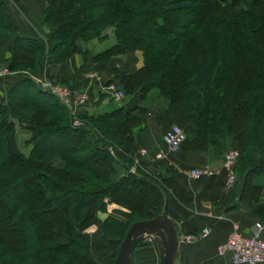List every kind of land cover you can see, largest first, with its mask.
I'll return each instance as SVG.
<instances>
[{
  "label": "trees",
  "instance_id": "trees-1",
  "mask_svg": "<svg viewBox=\"0 0 264 264\" xmlns=\"http://www.w3.org/2000/svg\"><path fill=\"white\" fill-rule=\"evenodd\" d=\"M41 24L40 37L18 35L0 0V40L15 34L8 69L89 58L84 44L113 26L115 43L91 58L142 51L141 68L120 74L141 104L80 113L85 126L75 127L58 99L19 73L0 100V264H112L134 221L169 214L177 169L162 160L152 168L147 152L129 171L140 149L133 129L151 111L163 133L178 124L186 134L173 152L181 162H216L239 147L238 202L264 223V0H51ZM108 203L122 209L104 217L94 246L85 230Z\"/></svg>",
  "mask_w": 264,
  "mask_h": 264
},
{
  "label": "crops",
  "instance_id": "crops-1",
  "mask_svg": "<svg viewBox=\"0 0 264 264\" xmlns=\"http://www.w3.org/2000/svg\"><path fill=\"white\" fill-rule=\"evenodd\" d=\"M3 1L15 18L18 35L40 37L47 32L46 27L41 24V14L51 0ZM14 37L15 34L0 40V62L5 63L9 59L8 46L12 44ZM108 38L109 36L103 40L94 38L84 44L83 49L90 51L89 58L85 54L77 53L62 63L41 69L42 74L62 81L75 90L86 89L89 98L87 103L80 108L82 115H98L119 107L124 106L129 109L141 104L139 95L124 93L120 74L133 73L140 69L143 65V53L139 50L128 51L124 54H114L104 61H93L92 55L107 49L104 43ZM20 74L16 72L0 79V100L7 98V91L20 79ZM24 74L27 76L25 72ZM116 90L122 91L124 96H116L114 93ZM142 121L141 125L133 129L132 136L136 148L147 150L148 156L144 159L146 164L152 166L162 160L161 162L177 169L173 176L172 185L175 192H172L169 198L168 215L177 222L180 232L178 263L229 264V261L218 255L219 244L226 239L233 225H237L246 235L253 234L254 224L257 222L256 217L249 214L247 205L238 202L239 191L231 195L225 189V175L221 161L211 163L204 156H191L188 161L193 160L195 164L219 166L212 176H205L203 179L187 177L186 172L194 167L192 164L172 159L173 153L169 151L161 135L164 129L154 121V112L143 115ZM27 136L25 134L23 140ZM26 150L28 151V147ZM160 151L162 156L156 158V154ZM115 208H117L115 204L108 205L109 211ZM104 216L105 213H100L96 217L91 226L94 227L91 228V231H94L91 232L92 236L101 234V222ZM204 227L210 229V234L205 239L191 243L184 241L186 235ZM262 235L264 238V231ZM142 241L147 244L137 245L134 248L131 264H160V249L155 237L147 235Z\"/></svg>",
  "mask_w": 264,
  "mask_h": 264
},
{
  "label": "built area",
  "instance_id": "built-area-1",
  "mask_svg": "<svg viewBox=\"0 0 264 264\" xmlns=\"http://www.w3.org/2000/svg\"><path fill=\"white\" fill-rule=\"evenodd\" d=\"M9 73V69L5 65L0 66V76ZM34 82L38 84L40 89L47 91L56 99L61 101L72 114H76L77 108L87 101L88 94L86 89L83 91L74 92L64 84L54 82L46 76H36L31 72H27ZM115 95L123 97L122 91L116 90ZM74 125H82L78 120L73 121ZM186 139V134L178 124H172L163 133V140L171 153L179 150L181 143ZM141 154L145 155L147 150L140 149ZM240 152L237 148L230 149L223 157V166L226 170L227 182L225 189L232 188L235 182V165L236 159ZM162 156L161 151L156 154V158ZM216 169L210 166H202L201 168H190L186 174L187 177L193 179H201L205 176H212ZM264 231V223L255 222L253 227V234H244L237 225H233L226 239L218 246V255L224 257L229 261V264H263L264 262V238L262 232ZM210 234V229L204 227L197 232L190 233L185 236L184 241L187 243L196 242L205 239Z\"/></svg>",
  "mask_w": 264,
  "mask_h": 264
},
{
  "label": "water",
  "instance_id": "water-1",
  "mask_svg": "<svg viewBox=\"0 0 264 264\" xmlns=\"http://www.w3.org/2000/svg\"><path fill=\"white\" fill-rule=\"evenodd\" d=\"M147 235L155 237L160 249V264H179L177 257L180 232L177 222L169 217L167 207L153 218L133 222L119 245V252L112 264H131L134 248Z\"/></svg>",
  "mask_w": 264,
  "mask_h": 264
},
{
  "label": "rangeland",
  "instance_id": "rangeland-1",
  "mask_svg": "<svg viewBox=\"0 0 264 264\" xmlns=\"http://www.w3.org/2000/svg\"><path fill=\"white\" fill-rule=\"evenodd\" d=\"M104 34H106V36L108 37L109 36V38H108V40H106L105 41V48H108V47H110V46H112V44L113 43H115V41H116V37L114 36V32H113V26H111V27H107L104 31ZM6 63V62H5ZM4 62H0V66H2V65H5L6 67H7V65L5 64ZM7 69H8V67H7ZM16 72H18V73H20V72H25V73H27V72H31V73H33V74H35L36 76H39V77H41V76H46V77H48V78H50L52 81H54V82H58V83H61V84H64V85H66V86H68L69 88H70V90H72V91H74V92H78V91H83L84 89H81V90H75V89H73L71 86H69L68 84H66V83H64V82H62V81H58V80H55V79H53L52 77H50V76H47V75H45V74H42L41 73V71H38V72H33V71H29V70H27V71H11L10 69H9V73L8 74H6V75H4V76H0V79H2V78H4L5 76H8L9 74H13V73H16ZM28 75V74H27ZM88 98H89V94H88ZM88 98H87V101H88ZM87 101L85 102V104L87 103ZM61 102V101H60ZM148 102H149V104L151 103V101L150 100H148ZM61 104L63 105V106H65L62 102H61ZM85 104H83V105H81V106H79L77 109V112H76V114L74 115V114H72L70 111H69V109H67V107L65 106V108L69 111V113H70V117H71V124H73V121H74V119L75 120H78L80 123H82V125H74L73 124V126H75V127H83V126H85V123H84V121H83V119L80 117V108L81 107H83ZM18 131H19V134L17 135V140L19 141V144H20V146H21V148L23 149V151L25 152V153H28V151L26 150V148L24 147V145H23V138H24V135H25V133L24 132H22V130L20 129V127H18ZM24 133V134H23ZM163 133V132H162ZM162 133H161V135H162ZM233 148H237V147H235V146H232L230 149H233ZM229 149V150H230ZM228 150V151H229ZM238 150H240V148L238 147ZM111 152H114L113 150H110ZM141 151L142 150H140L139 149V151H138V153H137V155H136V153H134L133 154V163H132V166H131V168L129 169V171L131 172H133V171H135L136 170V166L138 165L137 163H139L140 161H141V159H144V157H138L139 156V154L141 155V156H145V155H147V154H145V155H142L141 154ZM227 151V152H228ZM226 152V153H227ZM225 153V154H226ZM178 154L179 153H174L173 154V157H172V159L174 158L176 161H178V162H180L179 161V156H178ZM225 154H224V156H225ZM240 155H241V153L239 154V156H238V158L240 157ZM223 156V157H224ZM238 158L236 159V165H235V175H236V177H235V182H233L232 184H237V181H239V175H238V172H237V164H238ZM223 159V158H222ZM222 159L221 160H218V161H216V162H220L221 161V165H222V167H223V171H224V175H225V180H224V185H226V182H227V175H226V170H225V168H224V166H223V161H222ZM159 160V159H158ZM188 161V160H187ZM143 162L145 163V160H143ZM161 162V161H160ZM216 162H211V163H216ZM157 163V162H156ZM187 164L189 163V164H192V166L193 167H198V168H201L202 166H204L205 164H202V165H198V164H195L196 162H194L193 160H190V161H188V162H186ZM159 163H157L156 164V166H159L158 165ZM161 165H164V162H161ZM165 165H167V164H165ZM217 166H219V165H217ZM217 166H214V168L217 170ZM163 168H164V166H162ZM259 182H264V175H262L261 176V178H260V180H259ZM235 186V185H234ZM234 186H232V188L234 187ZM232 188L231 189H229V190H227L229 193L230 192H232ZM235 189V190H234ZM233 189V193L235 192L236 193V191H237V189H236V186H235V188ZM109 204H115V203H108V205ZM108 205H107V210L106 211H104V212H99L98 214H97V216L100 214V213H102V214H104L105 213V216L108 214V213H112L113 212V210H115V209H118V208H121L122 209V207H120L119 205H116L117 206V208H115V209H113L112 211H109L108 210ZM96 216V217H97ZM104 216V217H105ZM96 219V218H95ZM103 220H104V218L102 219V222H103ZM95 221V220H94ZM93 221V222H94ZM92 222V224L90 225V227L89 228H87L86 230H85V232L86 233H88L89 235H90V237L93 239V244H94V246H96L100 241H101V239H102V233H103V231H102V226H103V223H102V225H101V234H99V236H92V233L91 232H94V231H91V228H94V227H91L94 223ZM129 229V228H128ZM127 229V230H128ZM90 231V232H89ZM126 233H127V231H126ZM126 235V234H125ZM124 235V236H125ZM120 236V238H122L123 236L120 234L119 235ZM126 237V236H125ZM148 238H151V237H148ZM146 241H148V240H146ZM122 242V241H121ZM121 244V243H120ZM143 244H147V242H143L142 241V243L140 244V245H143ZM119 249V248H118Z\"/></svg>",
  "mask_w": 264,
  "mask_h": 264
}]
</instances>
